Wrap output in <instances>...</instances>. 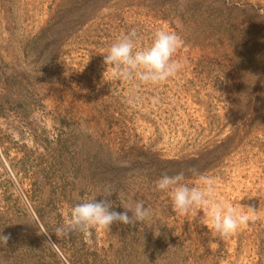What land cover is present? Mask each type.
Here are the masks:
<instances>
[{
  "label": "rangeland",
  "instance_id": "obj_1",
  "mask_svg": "<svg viewBox=\"0 0 264 264\" xmlns=\"http://www.w3.org/2000/svg\"><path fill=\"white\" fill-rule=\"evenodd\" d=\"M133 29L138 48L180 35L182 70L152 85L107 69ZM193 169L257 218L212 238L203 212L178 214L156 181L199 186ZM105 196L151 217L91 243L56 231ZM0 234V264H264V0H0Z\"/></svg>",
  "mask_w": 264,
  "mask_h": 264
},
{
  "label": "clouds",
  "instance_id": "obj_2",
  "mask_svg": "<svg viewBox=\"0 0 264 264\" xmlns=\"http://www.w3.org/2000/svg\"><path fill=\"white\" fill-rule=\"evenodd\" d=\"M138 40V34L133 29L114 42L107 54L103 55L107 69L112 67L114 74L124 79L135 78L152 85L162 84L182 70V62L174 58L184 44L180 35L157 30L151 46L147 48H138ZM192 172L199 186H189L183 172L172 176L164 174L156 181L158 190L170 194L173 208L178 214L196 220L198 214L203 212L199 223L210 228L212 238L231 236L257 218L256 210L251 206L228 205L216 201L214 178L195 169ZM111 205L107 196L105 199L95 198L75 204L70 207L65 223L56 231L61 235L82 234L86 242L91 243V237L98 228L109 231L115 223L134 227L151 217V210L142 200L133 199L131 206L123 212L113 211ZM8 240V236L0 234L4 246Z\"/></svg>",
  "mask_w": 264,
  "mask_h": 264
}]
</instances>
